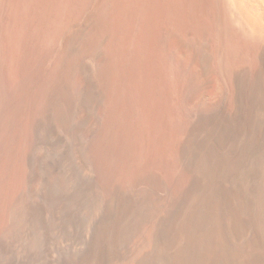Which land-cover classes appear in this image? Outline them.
<instances>
[{"label": "bare ground", "instance_id": "obj_1", "mask_svg": "<svg viewBox=\"0 0 264 264\" xmlns=\"http://www.w3.org/2000/svg\"><path fill=\"white\" fill-rule=\"evenodd\" d=\"M0 10L26 69L0 113V264H264V0ZM139 35L200 62L173 79L159 147L138 103ZM214 78L223 99L208 102Z\"/></svg>", "mask_w": 264, "mask_h": 264}, {"label": "rangeland", "instance_id": "obj_2", "mask_svg": "<svg viewBox=\"0 0 264 264\" xmlns=\"http://www.w3.org/2000/svg\"><path fill=\"white\" fill-rule=\"evenodd\" d=\"M2 15H3V12L1 13V10H0V17ZM1 29H2V26H1V19H0V44H1L0 45V99H1L0 100V102H1L0 107L2 108V110L0 108V110H1L0 113L8 110L13 105L15 100L17 99V94L19 93V89H20L19 86H21L20 84L23 81V77H24L23 74L26 72V69L22 65L18 64L17 60L13 61V58L10 56V52H9L10 50L8 49L9 47L7 44L8 40L6 39V37L3 33V30H1ZM139 38L141 39L142 42H139L140 45L138 44V49L136 52V56H135L136 59H135V64H134L135 65V67H134V75L135 76L134 77H136L135 80H136L137 88L140 90V92H139V90L137 89L138 96H139L138 97V99H139L138 103H139V108H140L141 112L142 113L144 112L142 114V116H143L144 122H147V124L145 123V125L149 129L151 142H153V143L157 142L155 144V146L159 147V145L160 146L164 145L163 143L165 141V135L167 133L166 130L168 129V125H167V117L168 116L167 115H169L170 108H171L170 101H172V97H171L172 96L171 95L172 89H173L172 82L175 79L176 80L181 79L183 76H185V73H187V74L189 72H190V74L196 73L200 68L199 67L200 62L196 58L195 52L192 50H188L186 48L184 49L182 47L179 48L181 50H179V49L176 50V49H174L173 45L167 46L168 48L166 47V49H165V47H157L155 45L157 40L151 39V41H150L151 43H148L140 35H139ZM162 48H163V50H162ZM138 50H140V51H138ZM8 53H9V55H8ZM3 55H5V57ZM6 56H8V57L6 58ZM140 56H141V58H140ZM10 58H11V61H10ZM4 60H7L8 63H7V61H4ZM22 67H23L24 71L21 70ZM158 67H159V70H158ZM172 71H173V73H172ZM13 72H15V73H13ZM17 72H18V74H17ZM173 75H176V76H173ZM16 76H18V77H16ZM13 80L14 81L17 80V82H13ZM138 81H139V83H138ZM167 82H168V85H167ZM202 93H203L202 95L204 96V99L206 98L205 100H207L208 102H217L220 100V98H221V101L223 99L220 83H219L217 78H214L211 82H209L203 88ZM15 94H16V96H15ZM3 100H5V101L3 102ZM139 101H141V102H139ZM2 103H4L3 104L4 106L2 105ZM8 106H10V107H8ZM141 106L143 107V109H141ZM167 108H168V110H166ZM154 115H155V117H154ZM148 116L150 118H148ZM161 116H163V117H161ZM158 117H159V119H158ZM146 118H148V119H146ZM162 119H163V121H162ZM147 120L148 121L150 120V121L148 122ZM157 121H158V123H157ZM162 122H164V123H162ZM158 126H160V127H158ZM155 127L157 129H155ZM161 132L163 134H161ZM159 135H160V137L163 136L164 138L161 137V139H160ZM156 136L158 137V141H157Z\"/></svg>", "mask_w": 264, "mask_h": 264}]
</instances>
